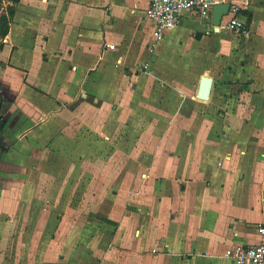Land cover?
Listing matches in <instances>:
<instances>
[{"label": "crops", "instance_id": "obj_1", "mask_svg": "<svg viewBox=\"0 0 264 264\" xmlns=\"http://www.w3.org/2000/svg\"><path fill=\"white\" fill-rule=\"evenodd\" d=\"M149 1L14 4L0 44V264H229L227 248L260 241L264 0H221L246 34L184 13L157 41ZM65 142L72 166L53 173L44 161Z\"/></svg>", "mask_w": 264, "mask_h": 264}, {"label": "built area", "instance_id": "obj_2", "mask_svg": "<svg viewBox=\"0 0 264 264\" xmlns=\"http://www.w3.org/2000/svg\"><path fill=\"white\" fill-rule=\"evenodd\" d=\"M218 0H150L146 8V17L155 29L154 40L160 39L164 32L172 29L184 13H191L210 20L211 9ZM239 6L230 4L225 25L237 33L246 34L247 26L239 18ZM154 44L150 51L154 50ZM261 239L254 244H235L224 251L229 264H264V225L257 226Z\"/></svg>", "mask_w": 264, "mask_h": 264}, {"label": "rangeland", "instance_id": "obj_3", "mask_svg": "<svg viewBox=\"0 0 264 264\" xmlns=\"http://www.w3.org/2000/svg\"><path fill=\"white\" fill-rule=\"evenodd\" d=\"M9 5H11L9 1L0 0V15H5V19H2V20L0 19V44L3 41V39H5V37H6L5 32L7 31V28H8V19H7L6 14H7V7ZM63 145L64 146H62V147L60 146L59 147V149H60L59 152H63L62 153V157L60 155H56V156L53 155L52 159L50 158L49 160H47V161L45 160L44 161V164L46 163L45 166L47 167V169L51 170V172H53V173H57V171L59 170L60 167H63L64 169H70L71 166H72L73 161L70 159L71 151H72V145L70 143H68V142H65ZM112 151H114V150L112 149ZM35 154H36L35 158H36L37 162L34 165L40 166V154H39V150L38 149L35 151ZM96 164H98V162ZM98 165H100V164H98ZM101 165H100V168L102 167ZM93 166L94 165H90V167H93ZM4 169H8V166L5 165ZM33 178L35 179V183L37 184V186L39 184H41L40 181H39V179H41L40 177L34 176ZM48 180H49L50 183H52L55 186H56V183L60 184L59 182H57L58 176H56L54 174L50 175ZM57 192L58 191H51L50 193L55 195V193H57ZM85 194H86V192L85 193H80V196L75 197V199L77 198L79 200L80 199L81 200H85L86 199V195ZM55 197H57V196L53 197L51 195H47L45 199L46 200L47 199H52V200H56V199H64V200L70 199L71 200L73 198L71 191L68 192V193H65L63 196H60L59 198H55ZM58 211H61V209L60 210H58L56 208L54 209L55 213L58 212Z\"/></svg>", "mask_w": 264, "mask_h": 264}, {"label": "water", "instance_id": "obj_4", "mask_svg": "<svg viewBox=\"0 0 264 264\" xmlns=\"http://www.w3.org/2000/svg\"><path fill=\"white\" fill-rule=\"evenodd\" d=\"M229 7L230 2L228 1L218 0L213 4L211 9V22L216 27V29L219 27L222 17L228 13ZM208 85L209 79L204 77L202 79L203 96H205Z\"/></svg>", "mask_w": 264, "mask_h": 264}, {"label": "trees", "instance_id": "obj_5", "mask_svg": "<svg viewBox=\"0 0 264 264\" xmlns=\"http://www.w3.org/2000/svg\"><path fill=\"white\" fill-rule=\"evenodd\" d=\"M10 2L11 5H9L7 7V19H8V28H7V31L5 32V34H7L8 30H9V21L12 17V15L14 14V4L18 1V0H7ZM0 19H5V15H0Z\"/></svg>", "mask_w": 264, "mask_h": 264}, {"label": "bare ground", "instance_id": "obj_6", "mask_svg": "<svg viewBox=\"0 0 264 264\" xmlns=\"http://www.w3.org/2000/svg\"><path fill=\"white\" fill-rule=\"evenodd\" d=\"M201 99V98H200ZM206 100V99H205Z\"/></svg>", "mask_w": 264, "mask_h": 264}]
</instances>
